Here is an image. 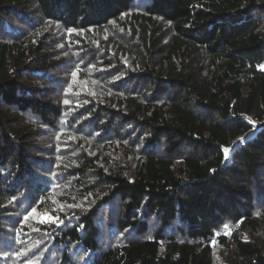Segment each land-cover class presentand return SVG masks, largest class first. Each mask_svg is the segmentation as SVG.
Segmentation results:
<instances>
[{
    "label": "trees",
    "instance_id": "1",
    "mask_svg": "<svg viewBox=\"0 0 264 264\" xmlns=\"http://www.w3.org/2000/svg\"><path fill=\"white\" fill-rule=\"evenodd\" d=\"M142 1L0 0V264H264V0Z\"/></svg>",
    "mask_w": 264,
    "mask_h": 264
},
{
    "label": "rangeland",
    "instance_id": "2",
    "mask_svg": "<svg viewBox=\"0 0 264 264\" xmlns=\"http://www.w3.org/2000/svg\"><path fill=\"white\" fill-rule=\"evenodd\" d=\"M145 3L142 0H135L134 4H133V9L132 10H139V9H143L145 7L144 5ZM98 65V62H97ZM81 68L80 71H78V69ZM100 68H103L102 66H100ZM264 68V66H263ZM89 72H87L86 70ZM94 70V68H90L88 66H77L75 69L73 68L71 70V72L69 73L68 77H69V82L66 79H63V82H65V84H73L76 86H81L80 89L77 92V96L75 98V100L77 98H83V99H88L89 97H95L97 93V91L91 86L92 84H104V82H100L98 79L94 78L92 76V71ZM78 73V74H77ZM106 75L105 71L99 72V76L101 78V80H104L106 77H104ZM126 78H129L128 76H125ZM121 80L123 77H119ZM113 79V78H112ZM68 88V87H67ZM73 90L68 88L65 91V94H68L69 92H71ZM75 91V90H74ZM76 92V91H75ZM73 98V99H74ZM66 109L68 108L65 107ZM62 131V128H61ZM65 134V133H64ZM86 199L84 200V203H86ZM83 201L79 200V203L77 204V208H83ZM71 207H65L64 209H62V213L64 214V219H62L59 216L56 215H50L48 213H41V214H35L34 212L29 210V214L28 217H30L31 221H36L39 224L42 225H48V224H52L56 227H62L66 222L70 221L72 218L74 217V214L71 212ZM109 209H105V211H103V216L105 217L108 214ZM44 217H52L53 219L51 220H47L45 222H42V218ZM229 227V228H228ZM233 230V226H229V224H226L225 227L223 229H221V232H224V234H228L229 232H231ZM103 235L106 238H109V240H111V246H114L116 244L120 245L123 244L125 242H127L130 239H135V235L131 232V233H127L126 235H123L122 233H120L118 235L117 233V229L110 223L108 222L106 225L104 224L103 229H102ZM124 240V241H123ZM215 264H225L223 258L221 257V253L220 251H217L215 253Z\"/></svg>",
    "mask_w": 264,
    "mask_h": 264
},
{
    "label": "snow or ice",
    "instance_id": "3",
    "mask_svg": "<svg viewBox=\"0 0 264 264\" xmlns=\"http://www.w3.org/2000/svg\"><path fill=\"white\" fill-rule=\"evenodd\" d=\"M228 151H229V149H227V148L224 149V152H225V156H226V157H227ZM35 211H36V210L33 209V212H35ZM26 219H27V217H26ZM51 219H53V218H52V217H44V218H42V222H45V221H47V220H51Z\"/></svg>",
    "mask_w": 264,
    "mask_h": 264
},
{
    "label": "water",
    "instance_id": "4",
    "mask_svg": "<svg viewBox=\"0 0 264 264\" xmlns=\"http://www.w3.org/2000/svg\"><path fill=\"white\" fill-rule=\"evenodd\" d=\"M263 126H264V123H263Z\"/></svg>",
    "mask_w": 264,
    "mask_h": 264
}]
</instances>
